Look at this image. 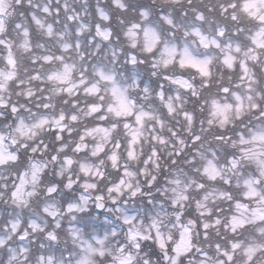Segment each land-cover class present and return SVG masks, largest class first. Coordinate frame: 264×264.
Here are the masks:
<instances>
[{"label":"clouds","instance_id":"obj_1","mask_svg":"<svg viewBox=\"0 0 264 264\" xmlns=\"http://www.w3.org/2000/svg\"><path fill=\"white\" fill-rule=\"evenodd\" d=\"M0 264H264V0H0Z\"/></svg>","mask_w":264,"mask_h":264}]
</instances>
